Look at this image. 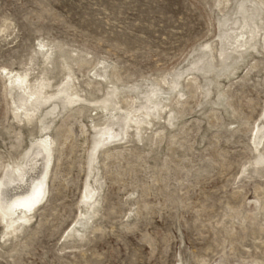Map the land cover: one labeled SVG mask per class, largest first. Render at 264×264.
Returning <instances> with one entry per match:
<instances>
[{
    "label": "rangeland",
    "instance_id": "1",
    "mask_svg": "<svg viewBox=\"0 0 264 264\" xmlns=\"http://www.w3.org/2000/svg\"><path fill=\"white\" fill-rule=\"evenodd\" d=\"M243 1L0 0V179L57 140L30 223L0 212V264H264V21L237 52ZM154 91L168 107L91 164Z\"/></svg>",
    "mask_w": 264,
    "mask_h": 264
},
{
    "label": "bare ground",
    "instance_id": "2",
    "mask_svg": "<svg viewBox=\"0 0 264 264\" xmlns=\"http://www.w3.org/2000/svg\"><path fill=\"white\" fill-rule=\"evenodd\" d=\"M247 3L248 2L245 0L238 7V11L241 13V16H242L241 18L243 19V23L240 21V19L237 21V36L235 38L229 37L232 40L236 39L234 47L237 49V52H240L241 50L245 49L244 42L245 41L247 42V40H245L247 37V34L251 35L250 42H252V41L254 42L255 38L259 36L257 20L264 21L263 20L264 17L262 18V15L264 13V0H250L249 1V4H250L249 7L247 6L248 5ZM248 28H249V30H248ZM234 32H236V30H234ZM253 42H252V44H253ZM232 43L227 42L226 45H231ZM252 44L250 43L249 45L252 46ZM256 45H258V44L256 43L251 47L252 50L257 49ZM43 46L45 47V45H43ZM232 46H231V48H232ZM249 47L250 46H248V48ZM251 48H249V50ZM223 49L221 52L222 57L224 56ZM225 49H227V48H225ZM228 54H229V52H228ZM240 54H242V53H240ZM245 54H246V52H245ZM230 58L231 57H229V59ZM47 60H50V59L48 58ZM223 61H224V59H223ZM199 63H201V62H197L196 66L199 65ZM20 74H22V73H20ZM15 75H17V74H15ZM29 76L30 75L28 74V72H25L22 75L16 76V79L11 78V81H12V84H14V83L25 84V86H26L25 92L28 94V100L25 101L26 106L30 103L32 98L33 99H34V97L38 98L37 100H34L35 102L31 103V107L35 108V107H37V105L38 106L41 105V103H39V96L44 95L43 92H44L46 87H43L42 85H40L38 87L37 86L32 87V85H30L31 82L29 80ZM195 81H196V78L191 79V86H192V82H195ZM173 83L175 86L178 85L177 82H173ZM28 90H30L32 92H30ZM64 90H63L64 91L63 94L67 92L66 90H68V88H66ZM116 92H117V90L113 91L112 94L114 95V94H116ZM156 92L157 91H154V92H151L149 94L150 99L148 97L147 104L144 105L142 107V109L140 108L141 110L138 111V110L133 109V110L127 111V115L125 117L119 118L118 122L120 123V126L123 129L122 132L116 128H112V126L109 125L102 133H97L94 148H93V155L91 156V164H93L96 161V153L100 149L105 148L111 142H117V141L121 142V141L127 139V136H129L127 134L128 133L127 128H128L130 123L135 124L134 126H138L139 129H136V128H134V129H136V131L139 130L138 133H140L141 126L143 124H146L147 119L150 120V118L152 116V115L150 116V114H149V113H151V110L157 111V115H158V110L161 109V108H159V106L162 107L165 104H163L160 101L159 102L157 101L155 103L153 102V99H151V97L152 96H153V98L156 97ZM45 94H47V93L45 92ZM37 95H39V96L36 97ZM53 95L55 96V94H53ZM74 95H75V98L77 97L80 99V97H78L77 93ZM74 95H73V97H74ZM47 97H45V99ZM45 99H43V100H45ZM84 101H86V100L84 99ZM68 102H69V100H68ZM73 102L74 101H71V103H73ZM109 102L110 101L108 99H106V100L102 101L101 104H103V107L106 109L109 106ZM44 104H45V102H44ZM161 104H163V105H161ZM66 105H68V103H66ZM148 105H150V106H148ZM57 107L58 106H56V108L54 110H52L48 116H53L54 114H56ZM166 107H168V106H166ZM157 108H159V109L157 110ZM162 110H164L163 107H162ZM31 111H33L32 108H31V110H29V109L27 110L28 116H31V114H30ZM107 111H109V107H108ZM159 116H160V112H159ZM154 117H155V115H154ZM148 123H149V121H148ZM152 123H150L149 125H151ZM94 127L96 128V130L98 129L96 126H94ZM257 129H258V132L255 136L257 137V139L259 138V141L261 140L260 143L262 144L263 137H262V135H260V132L263 130V127L260 130H259V128H257ZM56 141H57L56 139L49 136V137L42 139L40 142H36L33 145L30 153L26 154L27 155V157H25L26 162H24V164H22V166H12V167L9 166L7 169V172L5 171L6 174H4V177L2 179H0V212L3 215V218H5V217L11 218L12 216L16 215L17 211H20V213H19V215H20L19 220L20 221H17L16 223L18 224L21 221L22 222L25 221L27 223H30L32 215L38 209H40V206L42 204H44L45 201H47L48 178L50 175V167L52 164V158H53V154L55 151L54 147H55V144L57 143ZM256 145L258 146V144H256ZM93 165H95V164H93ZM24 186H26L25 189H24ZM99 189L96 188V189L87 190L86 197L84 198V201H85V203H87L89 205L88 208L92 209V208H94L95 204L98 203V201H97L98 199L96 197L99 194ZM21 216H23V217H21ZM17 230H18L17 226H13V233L17 232Z\"/></svg>",
    "mask_w": 264,
    "mask_h": 264
}]
</instances>
